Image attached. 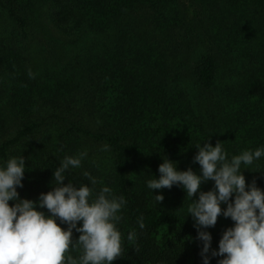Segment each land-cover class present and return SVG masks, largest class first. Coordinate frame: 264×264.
I'll list each match as a JSON object with an SVG mask.
<instances>
[{
    "label": "trees",
    "instance_id": "16d2710c",
    "mask_svg": "<svg viewBox=\"0 0 264 264\" xmlns=\"http://www.w3.org/2000/svg\"><path fill=\"white\" fill-rule=\"evenodd\" d=\"M37 1L0 0V101L7 94L14 109L9 124L0 105V163L11 156L25 158L23 188L17 189L21 198L36 200L41 192L50 191L53 171L63 158L87 152L79 168L66 172L64 183L87 184V172L97 181L92 199L104 186L126 199L117 224L122 253L112 264H201L196 229L187 216L191 199H198L199 193L190 198L174 185L162 190L164 200L158 204L155 194L160 190L153 193L146 182L159 178L155 167L163 158L176 162L180 171L191 167L199 174L200 166L193 162L199 143L215 146L220 141L229 158L264 146V0H248L243 6L259 13L236 26L230 20L228 0L195 3L198 23L186 20L182 0H56V19L78 28L74 42L87 41L88 33L98 39L97 44L77 45V51L91 57L102 48L75 89L71 77L58 78L55 70L47 69L45 59L30 56L39 47ZM144 8L141 14L134 12ZM145 17L148 23L141 28ZM120 25L125 29L114 37ZM162 27L171 34L165 49L146 38ZM60 48L65 45H54ZM193 52L188 71L190 67L179 59ZM59 59L54 56L52 61ZM36 67L49 72L46 79L36 77ZM185 76L198 86L206 102L203 112L173 91L174 81ZM62 125L71 129L75 140L63 141ZM226 126L237 132L236 139L227 137ZM53 132L57 141L44 142V136ZM104 145L112 152V164L95 159L105 151ZM247 167L246 182L255 180L264 189V157ZM213 187L209 180L200 191ZM39 210L47 213L46 208ZM233 223L221 215L207 229L213 248L218 249L223 231ZM215 227H221L219 235L213 234ZM132 232L134 239L129 240ZM79 235L73 230V240ZM69 254L78 258L82 250L70 249ZM221 258H213L211 264Z\"/></svg>",
    "mask_w": 264,
    "mask_h": 264
},
{
    "label": "clouds",
    "instance_id": "9594fccd",
    "mask_svg": "<svg viewBox=\"0 0 264 264\" xmlns=\"http://www.w3.org/2000/svg\"><path fill=\"white\" fill-rule=\"evenodd\" d=\"M108 147L104 145L103 150ZM195 147L193 162L199 164V174L191 167L180 171L176 162L163 158L159 178L147 180L146 187L153 193L160 190L155 194L158 204L164 200L162 190L174 185L190 198L199 193L198 199H191L187 216L196 229L194 241L199 242L201 264H211L215 257H222L217 264H264V189L255 180L246 182L244 175L247 166L264 157V146L230 158L220 141L215 146L199 143ZM86 155L65 156L53 171L51 190L41 192L36 200L21 198L17 190L23 188L25 158L11 156L0 163V264H112L121 257L122 234L117 224L126 199L107 186L92 199L97 181L87 172V184L64 183L66 172L79 168ZM209 180L214 181L213 189L200 191ZM45 208L47 213L39 210ZM221 215L234 223L223 231L216 249L207 229ZM138 223L144 227L143 217ZM73 230L80 233L76 240ZM134 236L129 233L128 239ZM77 248L82 250L78 258L69 254Z\"/></svg>",
    "mask_w": 264,
    "mask_h": 264
},
{
    "label": "rangeland",
    "instance_id": "374dc122",
    "mask_svg": "<svg viewBox=\"0 0 264 264\" xmlns=\"http://www.w3.org/2000/svg\"><path fill=\"white\" fill-rule=\"evenodd\" d=\"M73 1L77 2L78 0L77 1L73 0ZM253 1L256 2L257 0H250V3H252ZM182 2H184V6L187 11L186 14H184L186 17V20L190 22V21H193V18H194L195 20H197L196 22L198 23L199 17L195 13L194 4L196 3L197 5H199L201 3V0H193V1L192 0H182ZM247 2L248 0H228L227 1L228 9L230 11L229 12L230 20L231 21L234 20L233 24L235 26H236V23L238 25L239 22L244 23L243 21H251L252 18H254L255 14L257 15L259 13L258 10L256 13L252 11H248V9L246 8L247 6H243V5H246ZM35 3L39 5L38 6L39 17H38V20L36 21V24H37L36 34H37V39H38L36 46H39V47H36L37 49L36 54L35 55L30 54V56L36 57L38 59H45L46 64L49 65L47 69L51 70L52 68L53 70H55V73L57 74L58 78L65 79L66 77H71L73 80L72 88L75 89L81 82L82 74L86 72V66L88 65V63L94 60L93 59L95 57L94 55L99 54L100 49H102V48L96 49L93 55H90L91 57H86L84 54H80L77 51V45L90 43V42H94V44H97L98 39L92 36V34L88 33L87 35L89 39L87 41L81 38L77 42H74L75 38H77L74 32L78 30V28L75 27V25L70 26L69 24L71 22H69L68 20L63 22V21H58V19H56V14L54 12L56 11V6H58L56 0H39ZM145 9L146 8L138 9V11H134V12H138V14H141L140 12L144 11ZM147 18L148 17H145V20H143L142 24L139 23L141 28L147 25L148 23ZM141 19L143 18L140 17V20ZM233 24L230 26V30L233 29V28L231 29V27H234ZM124 29L125 27L123 26L117 27L116 29H114L113 36L117 37L118 33H122ZM189 29L190 28L186 30H189ZM192 29L196 30L195 27H192ZM126 31L130 32L131 29L126 28ZM96 36L99 39H101V36L99 33H96ZM148 36L149 37H146V38L149 43L159 45L160 47H162V49H165L163 47H165L166 44H169L171 40L170 32L166 30V28H163V27L161 28V31L158 32L157 34H154V35L149 34ZM61 44L65 45V48H63V50L62 48H60L59 50L54 49V45L63 47V45ZM11 45L14 46V44H11ZM16 50L18 49L16 48ZM202 53L204 52L202 51ZM54 56L60 57L59 62L56 63L52 61L54 59ZM176 58H177V55H176ZM192 58H195V52L190 53L189 55L185 56L182 59H179L183 61L184 63H186L188 67H190L188 71H190L191 69V64L193 62ZM35 69H36L35 73H37L36 75L37 78L39 76L41 79H46L49 72L45 71L46 70L45 68L43 69L42 67H36ZM183 79L184 80L174 81V84L172 86L173 91L174 92L176 91L180 98L182 97L188 98L191 105L194 107V109L197 112H203L206 108V102L202 100L201 98L202 95L199 93L198 86L188 76H185ZM5 95L6 96H4L2 101H0V105L2 108L1 112L6 115V123L11 124V120H14V117L12 116L14 109L10 101H7L9 100V96L7 94ZM262 96L264 98V95ZM37 104L39 105V103ZM98 106H100V104H98ZM36 109L38 113L39 108L37 106H36ZM72 123L73 121H70L69 124H72ZM60 129H61V133L65 134L63 141L70 142L72 140H75L74 135L71 129L68 128V126L62 125L60 126ZM224 130H225L227 137L233 138V139L237 138L236 137L237 132L233 130L231 127L226 126L224 127ZM55 134L56 132L46 134L44 136V142L48 141L50 145L52 143H55L57 141V139L55 138ZM78 135H80V133ZM83 137L86 138L89 136H83ZM55 149L57 150L56 153L59 155L61 151L60 148L56 146ZM87 150L89 149L87 148L86 151ZM100 155H101L99 156L100 158H98V156L95 157V159H99V163H103V162H106V160H108L112 164V152L110 148H108L106 151H104ZM158 168L159 166L155 167L156 174L158 173ZM220 228L221 227H215L213 230L214 231L213 234L219 235L217 231Z\"/></svg>",
    "mask_w": 264,
    "mask_h": 264
}]
</instances>
